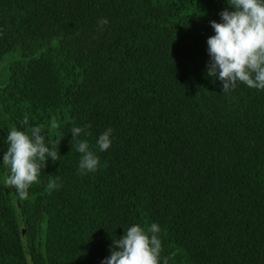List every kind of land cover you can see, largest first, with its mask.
Masks as SVG:
<instances>
[{"label":"trees","instance_id":"1","mask_svg":"<svg viewBox=\"0 0 264 264\" xmlns=\"http://www.w3.org/2000/svg\"><path fill=\"white\" fill-rule=\"evenodd\" d=\"M226 7L0 0V161L25 115L58 151L26 199L0 167V264H101L124 229L152 222L167 264H264V90L205 75ZM74 126L94 172L78 169Z\"/></svg>","mask_w":264,"mask_h":264},{"label":"clouds","instance_id":"2","mask_svg":"<svg viewBox=\"0 0 264 264\" xmlns=\"http://www.w3.org/2000/svg\"><path fill=\"white\" fill-rule=\"evenodd\" d=\"M226 3L228 7L219 13L220 20L210 21L214 34L206 41L209 61L205 75L214 78V82L219 80L223 92L234 90L238 83L249 89L264 90V0H226ZM99 23L107 24V18H101ZM17 125L7 133V150L3 152L0 167L8 170L6 183L14 188L17 197L26 199L28 189L38 180L46 161L58 160V151L41 127L29 123L27 115ZM112 131L107 128L96 138L99 151L111 147ZM82 132L84 128L80 126L71 129L72 139L77 140L76 151L82 154L78 169L94 172L99 157L86 139H78ZM56 180L58 177L49 182L50 189L59 187ZM159 232L157 222L147 228L130 225L122 236L112 239L110 254L101 264H167V259L160 255Z\"/></svg>","mask_w":264,"mask_h":264},{"label":"rangeland","instance_id":"3","mask_svg":"<svg viewBox=\"0 0 264 264\" xmlns=\"http://www.w3.org/2000/svg\"><path fill=\"white\" fill-rule=\"evenodd\" d=\"M4 63L0 66V79L3 78L4 74L6 73V68H4Z\"/></svg>","mask_w":264,"mask_h":264}]
</instances>
